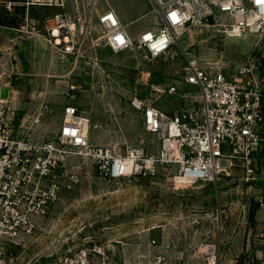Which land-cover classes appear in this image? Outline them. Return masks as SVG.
<instances>
[{
	"label": "rangeland",
	"instance_id": "374dc122",
	"mask_svg": "<svg viewBox=\"0 0 264 264\" xmlns=\"http://www.w3.org/2000/svg\"><path fill=\"white\" fill-rule=\"evenodd\" d=\"M21 1L0 0V86L11 78V63L16 68H39L42 58H50L55 62L52 72L28 74L38 78V83L28 85H52L55 91L60 85L69 87L72 81V104L77 105L82 118L89 119V136L97 133L98 145L116 152L143 143L151 153L160 142L132 105L135 96L171 111L199 104L198 86L178 85L176 94L166 91L180 79L191 58L211 69L256 59L264 77V36L230 35L220 24L179 33L168 53L155 59L138 48L116 52L94 42L102 34L98 14L109 6L116 9L134 36L157 27L153 0H96L90 33L75 38L74 58L56 49L48 39L47 27L60 10L47 6L27 10ZM30 87L27 95L32 92ZM68 91L66 88L65 104ZM8 94L9 88L3 86L2 96ZM26 99L31 101L29 96ZM38 109L25 120L27 108H16L21 129L35 140L53 138L57 131L47 125L36 126V121L45 112L52 126L56 111L48 106ZM60 164L57 173L71 170L76 181L61 190L49 213L38 218L33 234L7 241L5 254L10 264H61L59 259L72 245L103 247L115 264H209L208 256L214 251L211 245L216 246L218 264H253L257 259L264 226V142L257 151L252 175L237 166L215 181L186 187L174 185L171 167L112 182L89 158L73 149L72 156Z\"/></svg>",
	"mask_w": 264,
	"mask_h": 264
},
{
	"label": "built area",
	"instance_id": "2783aa9c",
	"mask_svg": "<svg viewBox=\"0 0 264 264\" xmlns=\"http://www.w3.org/2000/svg\"><path fill=\"white\" fill-rule=\"evenodd\" d=\"M96 0H23L33 6L56 7L54 23L47 27L50 43L63 54L76 53L77 36L90 33V17ZM157 27L134 36L113 6L101 10L102 29L97 45L114 51L138 48L150 59L168 53L179 33L192 28L220 24L232 35L264 36V0H153ZM12 4V2H9ZM64 41V43H63ZM187 83L200 88L197 106L165 110L135 96L132 105L142 113L145 127L158 135L160 148L149 153L139 144L120 153L94 144L85 119L76 105L65 107L63 124L53 138L35 140L22 130L20 113L0 86V264H10L5 254L9 240L33 234L38 218L45 216L63 188L72 187L71 170L57 173L72 149L89 158L97 171L112 182H121L143 171L171 167L174 185L186 187L199 181H215L221 173L241 166L252 175L257 151L264 142V77L256 59L232 67L211 69L191 58L183 74L166 91L178 92ZM65 165V163L63 164ZM64 176V177H62ZM264 207V195L261 199ZM262 255L253 264H264ZM156 243L154 239L152 241ZM208 256L218 264L216 246ZM61 264H115L103 247L70 246ZM119 264H140L125 262Z\"/></svg>",
	"mask_w": 264,
	"mask_h": 264
},
{
	"label": "crops",
	"instance_id": "0c3cea01",
	"mask_svg": "<svg viewBox=\"0 0 264 264\" xmlns=\"http://www.w3.org/2000/svg\"><path fill=\"white\" fill-rule=\"evenodd\" d=\"M6 51H7V49H6ZM10 56H11V58L14 56V52L12 49L10 51ZM67 57H71V58L73 57L74 58L75 54L69 55ZM42 59L43 60L41 61V63H40L41 65L39 66V68H37L36 66H33V65H31L30 69L25 68V66H19L16 68L15 65L13 63H11L12 65H11V68L9 69L11 78L8 82H6L4 84V86L9 88L8 96L10 97L14 107H16V108L21 107V108H25V109L27 108L28 116L25 120H28L29 116L32 117L34 115V113L38 112L39 107L48 106V107H51L53 111L55 110L56 111V118L54 119V121H53L54 123L52 126L48 125L49 119L46 117L47 113H45V112H43L44 116L42 117V119H40L39 121H36V126H44L45 127L47 125L51 129H55L56 131H59L62 124H63V120H64V116H65V107L67 105H74V104H72V81H70L71 85H69V87H68V85H67V87H66V85H60L59 88L55 87V91H54L52 85H48L47 87H46V85H36V86L33 85L32 87H30V85H28V84H30V83L33 84V83H35V81L37 82L38 78L32 79L31 77H29L28 74L37 73V74H41V75H48L55 68V64H54L55 62L53 60H51L50 58H47V59L42 58ZM58 65L60 67V64H58ZM180 85H190V84L182 83ZM29 87L32 88V92L27 95V93H28L27 88H29ZM66 88H68L69 91H68V97H67L68 101L65 104V102H66L65 89ZM46 90L48 92H46ZM26 96H29L31 101L27 100ZM167 110H169V109H167ZM84 113H86V112H84ZM86 114H87V116L89 115L88 113H86ZM39 118L40 117H38L37 119H39ZM96 135H97V133L91 134L90 139L93 143L98 144ZM157 144H156V146H154L151 153H157L158 152V150L160 148V142ZM261 146H262V144H261ZM262 219L264 220V215H263ZM262 229H264V226H262ZM258 244H259V249L257 250V258L262 255V249H263L262 240H260ZM250 245H251V242L247 244V248H250Z\"/></svg>",
	"mask_w": 264,
	"mask_h": 264
},
{
	"label": "bare ground",
	"instance_id": "6f19581e",
	"mask_svg": "<svg viewBox=\"0 0 264 264\" xmlns=\"http://www.w3.org/2000/svg\"><path fill=\"white\" fill-rule=\"evenodd\" d=\"M85 125H86V127L88 128L89 121H88L87 119H85Z\"/></svg>",
	"mask_w": 264,
	"mask_h": 264
}]
</instances>
